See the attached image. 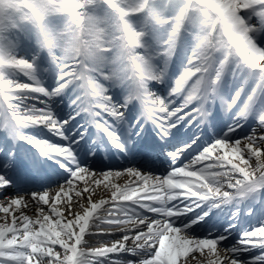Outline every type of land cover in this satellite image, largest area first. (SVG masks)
<instances>
[{
	"label": "snow or ice",
	"instance_id": "1",
	"mask_svg": "<svg viewBox=\"0 0 264 264\" xmlns=\"http://www.w3.org/2000/svg\"><path fill=\"white\" fill-rule=\"evenodd\" d=\"M0 134V264H264V0H0Z\"/></svg>",
	"mask_w": 264,
	"mask_h": 264
},
{
	"label": "bare ground",
	"instance_id": "2",
	"mask_svg": "<svg viewBox=\"0 0 264 264\" xmlns=\"http://www.w3.org/2000/svg\"><path fill=\"white\" fill-rule=\"evenodd\" d=\"M238 86V84L237 85H233L231 88H227L226 89V94L227 95H232V94H234L235 93V88ZM251 88H253V82L252 81H249L246 85H245V91L246 92H248V93H250V91H251ZM246 99V95H245V93H242L241 94V99L238 101V103H240V101H244ZM56 108H57V111H59L60 113H61V115L62 116H64L65 118H67V115L68 114H70V112H71V109H69L68 107H67V104L65 103V104H60L59 102H57V104H56ZM62 111H65L64 113L62 112ZM224 113V112H223ZM227 114H225L224 113V117L226 116ZM73 123V125H74V122H72ZM73 125H71V123L69 124V128H71ZM254 126V121L252 120L249 124H248V127L246 128V130H244L243 131V129L242 130H238V135L241 133V132H243L244 134H246V133H248L249 132V130H250V128L251 127H253ZM190 127V126H189ZM188 127V128H189ZM192 131H193V127H192V129H191ZM25 131H29L28 129H25ZM192 131L190 132V133H192ZM189 134V133H188ZM187 134V135H188ZM0 135H2V134H0ZM98 143H101V140H98ZM20 146H21V149L24 147V146H22L23 144H19ZM103 146V145H102ZM32 146L30 145V147H28V148H31ZM32 151H35V149H32ZM30 179L29 178H27L26 176H20V177H17V182H19V183H24V182H27V181H29ZM39 180H40V178H39ZM124 181H122V180H119V181H117V183H123ZM16 185H18L17 183H16ZM80 187H83V185H80ZM16 190H18L17 189V187L15 186V187H13V186H10L9 188H8V191L9 192H12V191H16ZM227 190V189H226ZM20 194H23V193H20ZM86 195V194H85ZM111 198V192L110 191H107V190H104L103 192H101V189L100 188H96L95 189V191L92 193V199L95 201V200H99V199H110ZM76 198L75 197H73V200H75ZM32 207H33V205H32V203L30 202L29 203V205H28V210L25 212V214L26 215H29L30 216V218H32V219H36V215H34L33 214V212L31 211V209H32ZM45 210L47 211V208H45ZM36 212H37V214H38V212H39V209L37 208L36 209ZM0 216H3V213H0ZM0 222H2V221H0ZM111 238H108V237H105V238H103L102 240H101V243H107L109 240H110ZM94 246H100V244L99 243H97V244H94ZM218 251H221V253H222V247L221 246H218V249H217ZM257 254H259V252L257 251ZM231 258V257H230ZM209 259H213V260H215V259H217V257L214 255V254H204L202 257L200 256V254H197V259H195V260H192V261H190V264H207V261L209 260Z\"/></svg>",
	"mask_w": 264,
	"mask_h": 264
}]
</instances>
